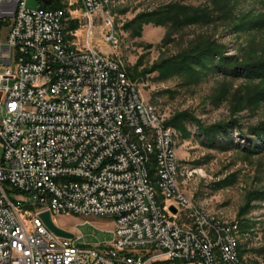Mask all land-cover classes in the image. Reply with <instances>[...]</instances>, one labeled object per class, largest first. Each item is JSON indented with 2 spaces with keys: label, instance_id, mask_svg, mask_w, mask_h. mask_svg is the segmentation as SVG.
<instances>
[{
  "label": "built area",
  "instance_id": "2783aa9c",
  "mask_svg": "<svg viewBox=\"0 0 264 264\" xmlns=\"http://www.w3.org/2000/svg\"><path fill=\"white\" fill-rule=\"evenodd\" d=\"M50 4L0 0V24L9 22L0 25V264H212L215 241L222 262L238 264L229 227L195 209L185 222L199 237L174 225L190 201L172 174L169 125L150 117L120 61L95 48L96 27L118 45L109 14L97 0H76L85 39L75 45L60 38L59 8ZM147 156L158 158L165 211L146 182ZM46 211L111 217L113 240L60 237L40 217Z\"/></svg>",
  "mask_w": 264,
  "mask_h": 264
},
{
  "label": "rangeland",
  "instance_id": "374dc122",
  "mask_svg": "<svg viewBox=\"0 0 264 264\" xmlns=\"http://www.w3.org/2000/svg\"><path fill=\"white\" fill-rule=\"evenodd\" d=\"M54 1L68 9L66 40L80 45L85 39V30L78 20L83 16L81 4H75L76 0ZM41 3L42 0H27L31 9L39 8ZM172 3L206 7L209 17L183 27L169 22L139 21L142 15ZM105 7L119 43H104L102 31L96 27L95 48L121 62L141 97L156 108L165 122L178 119L184 127L173 128L180 160L178 181L190 207L174 221L189 224L185 221L195 209L224 222H238L244 263L264 264V197H255L264 192V150L252 153L248 148L255 137L242 135L264 120V101L249 103L247 92L254 95L255 86L242 77L225 75L218 66L210 65L206 57L201 59L204 66L195 63L190 70L162 68L165 61L208 43L226 56L264 55V0H111L109 7ZM0 25L9 22L2 21ZM191 117L206 125L232 119L240 124L234 125L222 142L212 143ZM258 143L263 145L261 140ZM149 171L155 196L165 211L166 196L159 185L155 156H151ZM6 187L12 199L20 198L10 185ZM52 218L59 227L83 237L82 244L113 240L111 217L53 214Z\"/></svg>",
  "mask_w": 264,
  "mask_h": 264
},
{
  "label": "trees",
  "instance_id": "16d2710c",
  "mask_svg": "<svg viewBox=\"0 0 264 264\" xmlns=\"http://www.w3.org/2000/svg\"><path fill=\"white\" fill-rule=\"evenodd\" d=\"M46 7L61 8L58 4ZM208 12L206 7L195 8L187 7L180 3H172L164 9L142 15L139 21L145 23L153 21L159 24L169 22L172 25L183 27L191 22L203 20L204 17L208 18ZM72 27L75 26L73 25ZM203 57L210 59L209 64L218 66L225 75L237 78L242 77L246 79L248 84H253L257 91L254 95L251 94V91L247 92L249 103L264 101V55L257 57L246 55L243 58L238 56H226L221 49L214 46L212 43H208L185 54H181L176 58L165 61L162 68H166L170 71L190 70L193 69L195 63L196 65L204 66L201 62ZM191 118L199 130L204 134V137L212 143L222 142L223 137L227 136L229 132L232 131L234 125L240 124L237 119H232L230 121L206 125L194 117ZM166 124L179 129L183 128L184 130L181 121H178V119L172 122L167 121ZM242 135L243 137H249L250 135L255 137L253 144L248 148L252 153H259L261 150H264V120L260 121L257 125L251 126L246 132H243ZM260 140L262 141V146H259L258 141ZM255 197H264V192H258Z\"/></svg>",
  "mask_w": 264,
  "mask_h": 264
},
{
  "label": "bare ground",
  "instance_id": "6f19581e",
  "mask_svg": "<svg viewBox=\"0 0 264 264\" xmlns=\"http://www.w3.org/2000/svg\"><path fill=\"white\" fill-rule=\"evenodd\" d=\"M111 0H97V5L100 7V11L103 12V14H109V10H106L107 7L110 5ZM60 13V38L62 40H66V35L69 32L68 31V23H69V13L67 8H59ZM115 30V28L113 27ZM119 43V38H118ZM120 67L122 69V72H125L121 62ZM50 73V65H43L42 66V74H49ZM126 73V72H125ZM148 110L150 113V117L155 118V121L159 122H165L164 119L160 116L156 108L148 103ZM175 138H176V131L172 126H169V132H168V150L171 151L173 159L175 161H172V174H174V178H179L180 174V160L178 158L177 152H176V145H175ZM155 161L157 164V170L159 169V162L158 158L155 157ZM151 162V156L146 157V182L150 184V190H152V193H154V188L151 184L150 179V171H149V164ZM160 188L162 192L166 196V188L163 187V185L160 184ZM180 185V184H179ZM182 190V189H181ZM156 209L158 211H164L163 208L159 205L158 200L156 198ZM195 214L199 215L200 219L202 220H210L215 221V224L220 225V227H229V237L233 242L234 246V254H236V261L238 264H245L242 256L240 254V238H239V232H240V225L238 222H224L220 220L215 215H209L207 213H204L200 210H195ZM174 225H176V228L178 230H182L184 233L187 234V236L192 237H199V230H195L193 227V224H180L176 221H174ZM211 257H212V264H225L223 261V251H222V241H215L213 244V248H211Z\"/></svg>",
  "mask_w": 264,
  "mask_h": 264
},
{
  "label": "water",
  "instance_id": "95a60500",
  "mask_svg": "<svg viewBox=\"0 0 264 264\" xmlns=\"http://www.w3.org/2000/svg\"><path fill=\"white\" fill-rule=\"evenodd\" d=\"M50 3H51V0H46V4H50ZM170 209L172 210L173 213L177 212V209L174 206H172ZM40 217L43 219L45 225L51 231H53L56 235H58L60 237H65V238H73L74 237V234L72 232L56 225V223L53 221L52 215L49 211L41 213Z\"/></svg>",
  "mask_w": 264,
  "mask_h": 264
}]
</instances>
